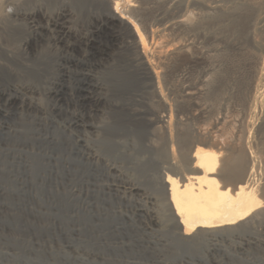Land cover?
Instances as JSON below:
<instances>
[{"label": "rangeland", "instance_id": "rangeland-1", "mask_svg": "<svg viewBox=\"0 0 264 264\" xmlns=\"http://www.w3.org/2000/svg\"><path fill=\"white\" fill-rule=\"evenodd\" d=\"M134 3L132 27L152 44L161 28L168 41L154 81L167 94V113L180 111L183 121L166 132L144 117L151 106L136 97L144 79L124 47L127 25L121 33L102 28L94 3L28 5L46 13H37L36 31L24 19L0 30V264H264V249L240 262L213 246H185L140 215L138 196L115 192L119 168L158 194L154 147L168 141L177 155L188 133L234 154L249 142L264 169V95L258 106L251 101L264 61V0ZM180 18L185 23L173 22ZM31 31L35 41L26 45ZM186 85L203 92L185 100Z\"/></svg>", "mask_w": 264, "mask_h": 264}, {"label": "bare ground", "instance_id": "bare-ground-1", "mask_svg": "<svg viewBox=\"0 0 264 264\" xmlns=\"http://www.w3.org/2000/svg\"><path fill=\"white\" fill-rule=\"evenodd\" d=\"M135 1L3 0V9L0 11V30L4 34L7 25L18 19L26 20L32 29H34L32 24L36 21L35 17H37V13L41 16H46V13L42 6L37 8V10L28 11L25 9L28 5L37 4L39 6L43 2H47L48 5L54 2H59L61 5L81 2L94 3L102 10V13H92L91 15H93L92 17L95 20L97 19V24L102 28L109 27L114 33H121L122 26L127 25L128 34L123 39L124 47L131 54V67L137 70L142 80L144 79V82H141L138 87L136 97L151 106V109L149 107L151 111L148 109L143 114L144 117L152 125L159 124L166 132V130L172 129L174 125L180 126L183 121L180 111L176 113L175 118H172V115L167 113V94L154 81L155 66L166 57L164 48L168 41L163 39L164 35L161 28L153 31V37H156L153 39H156V42L152 44L137 27H132L130 24L131 12L133 13V11L138 9V5L134 3ZM219 6L221 5L216 3L210 7L216 9ZM67 13L61 11L57 16L66 18L69 15ZM173 20L175 24L185 23L183 18ZM263 21L264 17H260L259 23ZM168 22H165V26L171 24L170 22L168 24ZM53 23H55L54 26L57 25L56 22ZM49 26L50 24L47 29ZM34 31L36 30L34 29ZM66 33L70 34L71 30L66 31ZM30 35L26 45L35 41V34L31 31ZM86 41L88 43L91 42L89 36ZM157 47H159V50L156 49ZM1 49L6 54L11 53L7 49ZM154 51H156L155 54H153ZM0 66H3L1 62ZM202 92L203 88L201 86L186 85L183 88L181 98L191 101L196 98L197 94ZM263 95L264 61L257 74V83L252 96V103H256ZM102 101V98L97 100L94 110L96 113L102 112L100 108ZM254 109L253 105H251L250 114L255 112ZM191 134L179 136L177 155L173 145L170 148L168 141L160 147H154L155 151L160 155V160H162L160 162L162 177L159 183L160 190L158 194L151 193L147 188L133 182L119 168H117V171L119 172L121 184L117 185H120L122 190L116 188L115 192L118 194L121 192L123 196H138V201L141 204L139 203L136 209L142 213L140 215H143L144 219L147 217L149 222L154 226L172 229L173 237L181 244L188 247L213 246V249L224 253L225 259H231L234 256L242 262V260L251 255L249 254L250 250L259 252L264 249V182L262 183L264 181V169L260 165V161L258 162L259 164L257 163L258 159H255L254 150H248V148H251L248 146L249 142L243 145L239 154H234L228 146H224L221 143L212 144L200 138L193 139L194 137ZM213 147H216L217 151ZM259 184L262 185L259 186ZM247 260H249V257ZM217 262L218 264H225L224 258L217 260Z\"/></svg>", "mask_w": 264, "mask_h": 264}]
</instances>
